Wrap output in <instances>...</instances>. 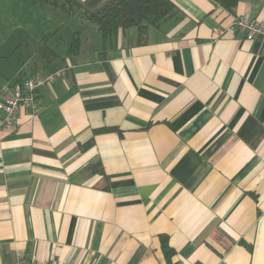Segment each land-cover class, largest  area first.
Masks as SVG:
<instances>
[{
  "label": "crops",
  "instance_id": "1",
  "mask_svg": "<svg viewBox=\"0 0 264 264\" xmlns=\"http://www.w3.org/2000/svg\"><path fill=\"white\" fill-rule=\"evenodd\" d=\"M55 1L0 0V57L26 59L0 103L14 80L64 70L0 130V264H164L162 239L173 264H264V43L213 32L264 24V0H170L177 15L142 39L131 27L105 41ZM63 11L88 23L65 30L74 55L70 39L49 45ZM48 34L51 60L37 53Z\"/></svg>",
  "mask_w": 264,
  "mask_h": 264
},
{
  "label": "trees",
  "instance_id": "2",
  "mask_svg": "<svg viewBox=\"0 0 264 264\" xmlns=\"http://www.w3.org/2000/svg\"><path fill=\"white\" fill-rule=\"evenodd\" d=\"M39 6L56 7L55 0H28ZM69 3V11H81V18L94 24L102 35L103 41L115 37L119 30L131 27L138 29L139 38L142 39L149 27H157L160 23L177 15V10L170 0H85L77 2L66 0ZM223 9L234 8L239 0H212ZM53 34L45 35L40 40L37 53L46 60L57 57L56 52L47 45V41ZM80 44L79 35H73L68 46L69 55L76 54ZM116 102L112 100H93L85 104L86 109H104ZM161 250L165 263L173 264L174 256L165 239H162Z\"/></svg>",
  "mask_w": 264,
  "mask_h": 264
},
{
  "label": "built area",
  "instance_id": "3",
  "mask_svg": "<svg viewBox=\"0 0 264 264\" xmlns=\"http://www.w3.org/2000/svg\"><path fill=\"white\" fill-rule=\"evenodd\" d=\"M242 32L245 40H258L264 43V24L249 19L247 16L235 18L227 28H215L216 36H222L226 32ZM64 74L63 69H57L48 74L35 75L26 80L16 79L11 83L10 91L4 101L0 103L3 116L0 117V130L12 125L18 111L21 108L28 109L33 115L37 112V93L50 84L54 83ZM16 264H37L34 261L18 259ZM47 264H60L52 261Z\"/></svg>",
  "mask_w": 264,
  "mask_h": 264
},
{
  "label": "rangeland",
  "instance_id": "4",
  "mask_svg": "<svg viewBox=\"0 0 264 264\" xmlns=\"http://www.w3.org/2000/svg\"><path fill=\"white\" fill-rule=\"evenodd\" d=\"M49 12V11H48ZM76 14H79V12L75 11ZM65 14H67L66 12L63 11V13H53V25H59V28L61 30V26L64 27L61 30V33L57 35V38H53L51 40V44L49 43V45L52 48H57L58 51H63L65 48V44L62 43L64 41H69V39L66 38V33L65 30L66 28H71L73 26L78 27L77 29H86V24L88 23H81L79 21H76V19L72 18V17H65ZM85 26V27H83ZM40 30H38V35L40 34L39 32ZM52 32L55 31V28H53V30H51ZM85 32H87V30H85ZM91 35V34H90ZM72 40L70 39V42ZM70 44V43H69ZM35 47H38V44L36 46H34V44H29V45H23L21 46V48L23 49V52H25L24 54H27L29 50L34 49ZM10 48V45L6 46L5 49H0V56L6 52H8V49ZM26 59L22 58L20 56V54H10L9 57L7 58H1L0 57V85L1 83L4 81V79H8V76L11 75L10 72L14 70V67H16L18 65V67L22 66L23 62H25ZM1 100V98H0Z\"/></svg>",
  "mask_w": 264,
  "mask_h": 264
}]
</instances>
